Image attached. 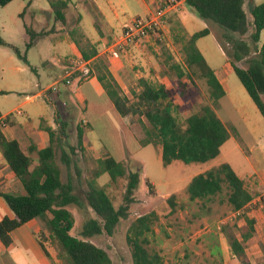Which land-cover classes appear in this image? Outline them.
Returning a JSON list of instances; mask_svg holds the SVG:
<instances>
[{"label": "trees", "instance_id": "obj_1", "mask_svg": "<svg viewBox=\"0 0 264 264\" xmlns=\"http://www.w3.org/2000/svg\"><path fill=\"white\" fill-rule=\"evenodd\" d=\"M11 1L13 0H0V8ZM46 2L53 20L65 25L64 11L68 7L69 0H46ZM245 2H248L247 13L244 9ZM184 3L196 17L216 24L223 31L222 40H218V44L227 57L233 74L264 120L262 99L264 98V43L260 46L258 44L260 32L264 30V2L254 5L251 0H184ZM24 10L25 8L19 17H22ZM175 26L184 35L181 36V52L185 66L192 76L204 82L210 102L202 105L198 112L189 115L181 123L171 114L169 105L164 104L173 97L172 89L163 85L156 88L140 81L141 90L133 93L135 100L130 101L108 74L105 58L97 59L98 64L104 68L103 75L98 76L97 79L116 112L120 116L144 117L145 138L142 143L160 145L161 163L164 167L174 162L185 165L207 163L218 157L222 145L230 137L214 109L217 101L225 96V91L195 44L199 38L207 36L209 31L205 28L188 36L178 21L175 22ZM23 27L27 37L25 49H29L34 39L43 33L36 34L25 24ZM172 27L170 33L174 32L175 27ZM69 35L84 60L96 54L93 46L87 41L83 43L84 47H91L88 53L80 46L83 35L78 29L69 31ZM246 35L247 39H244ZM5 45L0 37V46ZM12 49L23 64L28 65L25 56H21L18 49L14 47ZM239 62H244L246 66L238 67ZM90 75L89 73L86 78ZM183 77V73L178 72L176 80L179 95L185 93L186 84ZM2 124H12L10 114L0 121V153L9 172L21 183L25 194L0 192V198L12 215L0 217V243L8 247L12 242L11 233L15 229L37 220L43 223L49 237L59 246L58 258L63 264H112L107 252L89 239L101 234L113 235L120 221L127 218L134 192L141 182V174L137 170H128L124 162L116 161L112 157L97 159L94 161L96 169L93 180L87 183V191L81 196L74 193L71 181H61L60 170L55 162L60 139L55 131L42 127L48 134V143L44 148L37 150L38 161L33 165L32 158L22 152L17 141L8 140L3 135ZM82 126L81 123L77 126L76 143L73 147H69L70 154L76 155L75 150L77 152L84 150L86 138ZM34 150L36 148L30 147L28 153ZM70 160V157L61 151L62 163L69 166ZM75 169L78 172L76 167ZM103 174L108 175L109 183H116L120 178L125 180L122 204L117 208L113 206L105 188L95 183V179ZM145 184L148 188L152 186L148 181ZM223 184L227 189V204L244 223L239 238L235 236L228 238V247L232 256L241 264H248L245 242L252 237L255 225V219L249 214L257 208V204L252 203L255 195L247 190L244 181L227 163H221L193 176L186 186V193L190 201L202 200L220 193ZM167 202L171 204V199L168 198ZM71 205L80 209H89L94 214L81 225L79 237L70 234L74 219L67 207ZM155 219L154 213L151 212L135 218L129 224L125 241L132 264H162L159 253L148 248V235L152 233ZM38 242L49 258L39 238Z\"/></svg>", "mask_w": 264, "mask_h": 264}, {"label": "rangeland", "instance_id": "obj_2", "mask_svg": "<svg viewBox=\"0 0 264 264\" xmlns=\"http://www.w3.org/2000/svg\"><path fill=\"white\" fill-rule=\"evenodd\" d=\"M19 4H21V0H16L0 8V37L6 43L5 46H0V113L11 112L15 123L18 121L26 122L27 117H31L28 107L42 101V98H34L32 103L23 104L27 98L38 93L46 85L42 60L46 59L48 63L54 64L52 55L59 52L60 49L58 44L49 46L48 39L39 42L37 46L25 49L23 24L31 27L33 31L38 27L28 9H25L26 12L22 17H19L24 8L18 6ZM35 5L40 10L50 11L46 0H36ZM246 11L248 12V7ZM182 12L186 11L182 10L175 14ZM64 13L66 17L65 26L53 21V19L49 23L50 27L54 26L61 33L71 28L78 29L77 22H75L78 15L83 18L82 26L84 28L91 21L90 17L84 13V9L78 5L68 6ZM189 13L194 19V25L188 28V31L194 33L205 28L208 29L209 34L202 37L199 46L203 50L210 67L218 74L225 75L229 93L217 101L214 109L236 145L234 149H230L227 147L231 142L229 144L224 143L218 157L204 164L185 165L174 162L164 167L161 162L157 161L153 148L142 144L140 152L136 153V156L143 160L142 167L132 162L131 166L125 163L128 170H137L143 175L137 190L134 192L127 218L120 221L113 235L101 234L89 239L97 247L107 252L112 264H132L129 248L125 241L126 230L135 218L151 212L154 213L156 219L152 226V233L148 235V248L159 253L163 261L162 264H241L232 256L228 247V238L231 236L239 238L244 223L238 219L237 214L231 210L226 202V186L223 184L220 193L202 200L190 201L186 193V186L191 176L206 169L214 168L221 163H227L244 181L247 190L256 196L258 205L264 204V149L261 151L255 149L257 144L264 141V120L237 77L233 72H230L231 67L227 57L218 44V40H222L223 31L216 24L201 20L192 12ZM135 14L140 17L145 16L143 15L144 9L140 8L135 9L132 13L128 12L125 19L130 20ZM45 16L48 18L49 14L46 13ZM173 18L172 16L168 18V24L170 27H175L174 32L166 33L158 50L159 58L163 64L161 69L164 71V73L160 72L159 74L167 77L170 82L168 88L174 92L173 97L165 101L164 104L169 105L171 114L181 123L189 115L198 112L202 105L210 104V102L204 82L192 76L185 66L181 52V36L184 35L176 28V20ZM42 19H44V15ZM243 38L247 39V35ZM12 47L18 49L21 56H25L29 66L33 67L35 71H31L29 67L23 64L13 52ZM65 54L69 55V53ZM54 56L56 57V55ZM237 66L244 68L246 65L244 62H239ZM180 71L184 75L183 81L186 84L183 95L178 93L176 80ZM64 85L62 82H58L57 86L55 85V88L60 92L58 99L62 102H66L65 95L67 92ZM155 85L156 88L160 86L159 84ZM137 88L135 87L132 92L136 93ZM76 89L74 85L68 94L72 106L76 109L75 120L80 121L88 116L97 117L104 108V102L97 101L93 97L91 104L84 110L77 105L79 100L75 92ZM262 99L264 101V98ZM134 100V97L130 99V101ZM43 105H46L48 114H51L52 106L49 103ZM18 109L23 113L19 114ZM109 121L108 116L96 119L94 128L101 142L112 146L115 142V135L109 128L112 125V121ZM72 141V135L67 134L66 140L56 149L55 162L60 170L61 181H71L74 193L83 196L87 191V183L93 180L96 164L93 160L88 159L76 162L74 160L76 155L70 154L67 147L68 143ZM61 151L66 152L73 162L75 161L74 165L78 172L74 166L70 167L62 163ZM114 152L113 155L118 157L119 153ZM36 159L38 160L37 157ZM146 181L152 184L150 188L146 186ZM95 183L105 188L115 208L122 204L125 190L124 178L118 179L116 183H109L108 175L103 174L95 179ZM174 189V193L164 197L167 192ZM168 198L171 199V204L167 202ZM67 209L72 213L74 219L70 234L79 237L81 225L94 214L89 209H80L73 205L68 206ZM252 212L259 215L260 226L264 227L262 223L264 220L263 208L258 206ZM42 226L44 232L37 237L50 250L52 257L58 261V264H63L58 258L59 246L49 237L48 230L43 223ZM245 255L248 264H264V248L262 247L249 248L245 251Z\"/></svg>", "mask_w": 264, "mask_h": 264}, {"label": "crops", "instance_id": "obj_3", "mask_svg": "<svg viewBox=\"0 0 264 264\" xmlns=\"http://www.w3.org/2000/svg\"><path fill=\"white\" fill-rule=\"evenodd\" d=\"M15 1L16 0H13L7 5ZM161 1L162 0H69L68 6L78 5L82 7L84 13L91 19L90 23H87L85 28L82 26L83 18L81 15L76 16L75 21L77 22L78 30L83 35L80 46L88 53L89 50H91V47H84L85 45L83 43L87 41L93 46V49L96 52L94 56L86 60L90 69L89 73L91 74L86 78V76L79 73L67 77L75 66L74 62L77 59L82 58L78 48L69 35V31L77 28H71L68 31L65 30L64 33H61L54 26H49L51 19H53L50 11L48 12L46 10L38 9L35 5L36 0H21V4L18 6L24 7L26 10L28 9L31 17L35 19V23L38 27L36 28L35 33H43V35H39L34 39L31 47L37 46L39 42L45 39L49 40V46H55L56 44L60 45L59 52L52 55V60L55 62L54 64L48 63L46 59L42 60V65H44L45 69V87L23 102V104L26 105L32 103L34 98H42V101L39 104L30 105L28 107L31 117H27L26 122L18 121L15 123L11 112L0 113V121L4 116L8 114L11 115L12 124H6L2 127L3 135L8 140L17 141L22 152L32 158L33 165H36L38 161L36 159V157L38 158L37 150L44 148L48 143V134L42 129V127H47L52 131H55L60 139V144L66 140L67 134L72 135L73 141L68 143L69 145L67 146L69 152V147H73L76 143V129L78 124L81 123L83 125L82 129L84 131L86 143L83 152H77V150H75L76 156L74 160L76 162L84 161L85 159L95 161L105 157H112L114 160L124 162L129 166H131L132 163H136L139 167H142L143 160L140 157H137L136 153L140 152L142 148V140L145 138L142 130L146 121L142 116H120L116 112L113 104L106 95L102 84L97 79L98 76H101L104 73V68L98 64L97 59L105 58L104 62H106L108 74L120 88L122 94L129 100L133 97L132 91L135 87H138L136 93L141 90L140 81L153 87H156L155 84L168 87L170 82L167 77L159 74L160 72L164 73V71L161 69L163 64L159 58L158 50L162 44V39L165 38L166 33L170 32V26L168 24V18L170 16L178 21L186 35L190 36L193 34L188 31V28L194 25V19L189 13L191 11L186 8L184 0H180V9L169 12L166 19L167 23L162 29L161 39L146 37L139 42L130 43L124 46L123 50L114 48L115 42L121 35L122 28L129 24L128 22L133 17L138 15L135 14L130 20H127L125 19L127 13H132L135 9L143 8V15H147L153 11ZM262 2H264V0H252V4L254 5ZM28 3L29 6L26 7ZM247 7L248 2H245V11ZM26 10H24V12H26ZM182 10H185L186 12L175 14ZM46 13L49 14L48 18L45 16ZM43 15L44 19H42ZM201 39L202 38H199L195 44L205 62L210 67L203 50L199 46V41ZM26 40L27 37L25 34V42ZM263 43L264 30L260 32L258 44L260 46ZM65 53H69V55L67 56ZM54 55H56V57ZM26 66L32 68V70L30 69L31 71H35L33 67L29 66V64ZM213 71L223 87L225 95H228L229 92L226 86L225 75L218 74L215 70ZM230 72H232L231 68ZM65 79H68L70 83L65 84ZM58 82L65 84L64 88L67 92L65 95L66 102H62L58 99L60 92L55 88V85L57 86ZM74 85L77 88L75 92L79 100L77 105L81 106L82 109H87L91 104L93 97L97 101L101 100L104 102V108L97 117L88 116L80 121L75 120L76 109L72 106L68 95ZM46 103H49L53 108L51 114H48V108L46 105H43ZM250 110L252 109L250 108ZM17 112L19 114L23 113L20 112L19 109ZM24 113L26 114V112ZM105 116H108V119L112 121V125L109 127L115 135V142L112 146L102 143L94 128V122L96 119H102L103 117L105 118ZM229 142L231 143L227 148L234 149L236 144L231 135L225 143L229 144ZM145 145L153 148L157 161L161 162L160 145H155L153 143H147ZM30 147H34L36 150L28 153ZM255 149L260 151L263 150L264 141L257 144ZM114 151L119 153L118 157L113 155V153H115ZM70 161L71 163L69 166H75V161L73 162L72 159ZM193 176H191V178ZM142 178L143 175H141V180ZM191 178H189L188 183ZM0 192L17 195L25 194L21 183L9 172L1 153ZM174 192L175 189L167 192L164 197ZM255 198L252 202L253 204H257ZM258 206L264 210V204ZM2 216L11 217L12 215L4 201L0 198V217ZM250 216L255 219L254 233L252 237L245 242V246H247L245 251L249 248H264V227L260 226L259 215L252 212ZM262 223L264 224V220ZM42 232H44L42 223L37 220H33L15 229L11 233L12 242L8 247H5L0 243V264H58V261L52 257V253L43 243L49 254V258L44 254L37 237Z\"/></svg>", "mask_w": 264, "mask_h": 264}, {"label": "built area", "instance_id": "obj_4", "mask_svg": "<svg viewBox=\"0 0 264 264\" xmlns=\"http://www.w3.org/2000/svg\"><path fill=\"white\" fill-rule=\"evenodd\" d=\"M180 9V0H162L153 11L147 15L133 17L129 24L122 28L120 37L114 44V48L123 50L124 46L130 43L139 42L141 39L150 37L153 39H161L162 29L166 24L169 12ZM74 67L67 77L79 73L87 76L90 72L87 61L79 58L74 62ZM65 84H69L68 79L64 80ZM2 126H5L2 124Z\"/></svg>", "mask_w": 264, "mask_h": 264}]
</instances>
